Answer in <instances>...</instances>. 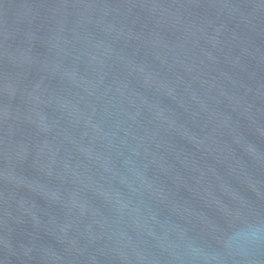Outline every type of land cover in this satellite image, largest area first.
<instances>
[{
	"label": "water",
	"instance_id": "95a60500",
	"mask_svg": "<svg viewBox=\"0 0 264 264\" xmlns=\"http://www.w3.org/2000/svg\"><path fill=\"white\" fill-rule=\"evenodd\" d=\"M0 264H264V0H0Z\"/></svg>",
	"mask_w": 264,
	"mask_h": 264
},
{
	"label": "clouds",
	"instance_id": "9594fccd",
	"mask_svg": "<svg viewBox=\"0 0 264 264\" xmlns=\"http://www.w3.org/2000/svg\"><path fill=\"white\" fill-rule=\"evenodd\" d=\"M262 229L259 227H249L246 232H241L238 234L239 239L256 241L260 239V233Z\"/></svg>",
	"mask_w": 264,
	"mask_h": 264
}]
</instances>
